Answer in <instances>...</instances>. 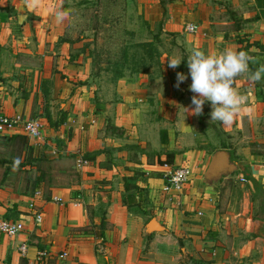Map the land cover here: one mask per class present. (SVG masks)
I'll list each match as a JSON object with an SVG mask.
<instances>
[{"label": "crops", "instance_id": "0c3cea01", "mask_svg": "<svg viewBox=\"0 0 264 264\" xmlns=\"http://www.w3.org/2000/svg\"><path fill=\"white\" fill-rule=\"evenodd\" d=\"M151 1L149 21L172 41L161 73L125 75L100 98L89 64L59 41L65 27L51 0L35 10L0 0V112L38 110L47 125L46 149L43 137L0 141V220L25 224L14 237L0 233V264H264V80L236 79L247 101L231 125L211 121L208 101L202 115L185 109L194 107L190 48H245L258 62L250 69L264 63V0ZM170 57L183 58L178 68ZM178 72L188 77L179 88ZM47 79L63 123L30 90ZM169 152L174 163L161 164ZM177 167L190 180L168 193L166 172ZM128 177L143 188L132 207L123 201Z\"/></svg>", "mask_w": 264, "mask_h": 264}, {"label": "rangeland", "instance_id": "374dc122", "mask_svg": "<svg viewBox=\"0 0 264 264\" xmlns=\"http://www.w3.org/2000/svg\"><path fill=\"white\" fill-rule=\"evenodd\" d=\"M151 4V0H51L52 10L65 13L62 21L65 34L59 41L70 44L71 60L89 64L92 84L97 87L100 98L117 91L119 72L125 76L147 71L153 77L161 73L160 57L163 47L169 46L172 41L170 36L163 34L161 22L152 24L149 21L148 8ZM146 42H152L154 60L145 56L147 50L144 46L138 45ZM29 59L31 61L32 57ZM41 61V55L36 54L32 65L38 68ZM52 82L49 79L43 80L40 86L37 84L36 89L35 84L31 85L30 90L43 92L46 104L49 101L48 106L55 108L53 110L49 107V111H54L53 119L57 120V109L61 105L50 103L52 94L49 90ZM31 116L44 123V112L37 110ZM46 126L43 125V139L37 143L43 149H46L47 144ZM8 138L0 134V141ZM230 185L233 186L232 183ZM252 201L249 199L250 203Z\"/></svg>", "mask_w": 264, "mask_h": 264}, {"label": "clouds", "instance_id": "9594fccd", "mask_svg": "<svg viewBox=\"0 0 264 264\" xmlns=\"http://www.w3.org/2000/svg\"><path fill=\"white\" fill-rule=\"evenodd\" d=\"M25 6L35 10L40 5V0H24ZM58 21L65 19L63 11L56 14ZM183 58L170 57L168 67L176 69ZM258 63L255 58L245 51H238L232 47H226L219 54L208 53L198 47L189 49L187 65L192 83L190 90L194 93L191 98V105L194 107L185 108L191 114L199 116L203 114L205 102L211 103V121H219L223 125H231L246 105L247 97L241 94L233 85L236 79L248 74L250 80L260 82L264 80V63L253 71L249 65ZM183 72L177 73L175 86L187 79ZM252 119L251 110L247 113Z\"/></svg>", "mask_w": 264, "mask_h": 264}, {"label": "built area", "instance_id": "2783aa9c", "mask_svg": "<svg viewBox=\"0 0 264 264\" xmlns=\"http://www.w3.org/2000/svg\"><path fill=\"white\" fill-rule=\"evenodd\" d=\"M187 29L194 31V25L190 24ZM0 134H24L31 138L42 139L43 122L39 118L25 117L23 114L7 115L0 112ZM79 164L85 163L81 159ZM165 190L168 193L180 194L190 180L189 170L186 167H177L166 172ZM42 214H36V220L41 221ZM25 228L23 221L14 219L0 220V233L14 237ZM24 250V246L22 247Z\"/></svg>", "mask_w": 264, "mask_h": 264}, {"label": "trees", "instance_id": "16d2710c", "mask_svg": "<svg viewBox=\"0 0 264 264\" xmlns=\"http://www.w3.org/2000/svg\"><path fill=\"white\" fill-rule=\"evenodd\" d=\"M152 42H146V43H139V46H144L145 49L147 50V54H145V56L147 58H149L150 60H154L155 59V53L154 50H152ZM245 48H240V51H244ZM127 55V54H126ZM147 61V60H146ZM253 71L255 70V67L251 68ZM139 72V71H136ZM142 72H147V71H142ZM119 76L120 78L123 77L124 75L121 74V72H119ZM65 112H61V116L58 119L59 123H63L65 121ZM16 136V135H15ZM14 136V137H15ZM13 137V136H12ZM175 157L176 154L175 152H169L167 153V157L164 160H159L161 164H173L175 161ZM143 188L141 186H139L136 182V180L133 177H128L126 182H125V191L123 194V201L126 205H128L129 207H132L135 198H136V194L138 192H142ZM104 226V223L103 225Z\"/></svg>", "mask_w": 264, "mask_h": 264}]
</instances>
